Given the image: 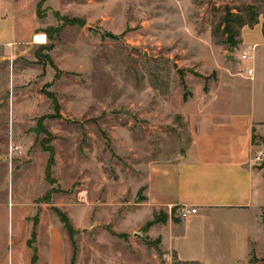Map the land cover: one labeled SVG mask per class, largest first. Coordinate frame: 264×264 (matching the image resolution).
Returning a JSON list of instances; mask_svg holds the SVG:
<instances>
[{"label":"rangeland","instance_id":"374dc122","mask_svg":"<svg viewBox=\"0 0 264 264\" xmlns=\"http://www.w3.org/2000/svg\"><path fill=\"white\" fill-rule=\"evenodd\" d=\"M229 11L264 24V0H0V264H32V247L73 264V243L75 264H264V209L250 247L230 216L184 220L176 248L180 207L160 206L192 145L190 101L252 65L257 25L232 48ZM254 137L264 173V126Z\"/></svg>","mask_w":264,"mask_h":264},{"label":"crops","instance_id":"0c3cea01","mask_svg":"<svg viewBox=\"0 0 264 264\" xmlns=\"http://www.w3.org/2000/svg\"><path fill=\"white\" fill-rule=\"evenodd\" d=\"M242 46L244 52L251 50L252 65L228 68L210 92L203 97L196 94L190 101L192 145L171 172L175 195L171 192L167 197L164 190L169 202L160 206L196 209L189 222L239 216L243 219L236 222L238 244L250 247L255 242L254 227L247 221L254 214L260 224L264 209V173L253 163L254 136L264 126V69L258 62L264 55L262 22L244 34ZM248 70L254 71L253 78L247 76ZM182 221L171 227L168 244L173 247L191 240V226Z\"/></svg>","mask_w":264,"mask_h":264},{"label":"trees","instance_id":"16d2710c","mask_svg":"<svg viewBox=\"0 0 264 264\" xmlns=\"http://www.w3.org/2000/svg\"><path fill=\"white\" fill-rule=\"evenodd\" d=\"M258 19H259V15H256V16H254L252 21L250 23H248L245 20V17H243L242 15H235L231 11H229L227 13V15L225 17V23H224V33L227 36H230V37L234 38V41L229 42L232 48H234V47H236L238 45V42L236 41V39L238 38L240 33L237 30V27L243 29V28H245L247 26L252 27L254 25H258L259 24L258 23ZM70 24L74 25V24H77V23L76 22H72ZM57 32H60V31H57ZM263 33H264V24H263ZM50 40H53V37H51ZM47 58H49V60H51L50 57H47ZM206 91H207V88H206ZM48 97L53 101L55 112H56L55 115L49 116L48 119H60L61 116H60V105H59V102L54 97V95L49 94ZM185 100H187V97H185ZM254 140H255V138H254ZM52 167L53 166H50L49 169H48V173H47L48 180L51 179V176H52ZM63 222L65 224L66 230L68 231V233L71 236L72 233H73V229H72V226H71L69 220L65 217V218H63ZM177 222L178 221H176V223ZM33 238L34 239L36 238V232H34ZM73 244H74V249H75V254H74V257H73V264H75L77 248H76L75 243H73ZM31 250H33V253H34L32 264H37L38 260H39L37 249L32 247Z\"/></svg>","mask_w":264,"mask_h":264},{"label":"built area","instance_id":"2783aa9c","mask_svg":"<svg viewBox=\"0 0 264 264\" xmlns=\"http://www.w3.org/2000/svg\"><path fill=\"white\" fill-rule=\"evenodd\" d=\"M252 59V55H250V51H245L242 55V60L245 61H249ZM247 76L249 78H253L254 77V71L253 70H248L247 71ZM14 150L17 152L20 150L19 147L14 148ZM257 160H261L260 158H258ZM198 213V211L194 208H189V207H180L179 208V217L182 220H187L189 218H191L192 216L196 215Z\"/></svg>","mask_w":264,"mask_h":264},{"label":"water","instance_id":"95a60500","mask_svg":"<svg viewBox=\"0 0 264 264\" xmlns=\"http://www.w3.org/2000/svg\"><path fill=\"white\" fill-rule=\"evenodd\" d=\"M230 40H231V42L233 41V37H230ZM180 73H181V71H180Z\"/></svg>","mask_w":264,"mask_h":264}]
</instances>
